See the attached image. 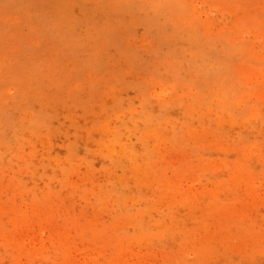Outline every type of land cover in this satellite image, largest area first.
Returning a JSON list of instances; mask_svg holds the SVG:
<instances>
[{
    "label": "rangeland",
    "instance_id": "374dc122",
    "mask_svg": "<svg viewBox=\"0 0 264 264\" xmlns=\"http://www.w3.org/2000/svg\"><path fill=\"white\" fill-rule=\"evenodd\" d=\"M231 100L224 141L264 154V0H0V264H264L263 157L246 163L261 193L247 208L241 179L211 166L240 152L218 145L181 181L204 186L197 201L158 194L195 167L183 122L216 130ZM149 207L170 234L142 235Z\"/></svg>",
    "mask_w": 264,
    "mask_h": 264
},
{
    "label": "bare ground",
    "instance_id": "6f19581e",
    "mask_svg": "<svg viewBox=\"0 0 264 264\" xmlns=\"http://www.w3.org/2000/svg\"><path fill=\"white\" fill-rule=\"evenodd\" d=\"M214 97H215V95H212L211 99H213ZM236 97H237V95H236ZM232 100H234V99H232ZM232 100L229 101V103H228L230 105L229 107L226 108L225 105H223V116L218 119L216 130H215V128L212 127V124H211V128L209 126H207L208 125L207 124V125L204 126V129H203V132H202V130H198L194 126L192 127L190 125V123H188V120H187V122H183V128H182L181 132H177V134H175V135H176V137H177V135L187 136L186 139L188 140V143L189 144L193 143L192 144L193 151L192 152H188V154L193 155L196 158V159L193 160V164L195 165V167L192 169L190 164L187 165L189 167H186L185 163H183L182 166L177 167L178 169L174 170L173 179L171 177L168 179V181L171 183V185L169 183V185L163 186L161 188V191L158 193L159 195H161V196H164L163 194L169 195L174 200H178L177 203H184L185 201H187L189 199H192L194 201L196 199V201H197V198L199 197V193H202L204 186L202 185L201 187L196 188L194 192L189 193L186 190V182L182 184L181 181H182V179H187V178L190 179V178H193V176H198V179L197 178L196 179H197V182H199L200 181L199 178L201 177L202 174L198 173V170H197L198 167H196V166H198L199 163H197V162L199 160H201V162H200V166H201L202 164H205L206 160L207 161L209 160V158H207L206 160L198 159L199 150L202 149L204 146L205 147H209L210 146V147L215 148L214 145H216V146L218 145L219 148L223 149L224 151L228 150V149H231V148L236 149V150H238L240 152L239 153L240 156L238 157V159L236 161H234V164L232 166L230 164H228L227 162L223 161V160H222L223 161L222 163L220 162L218 164L217 159H214L211 162V166H213L215 168H218V165L219 166H223L224 168L228 169L229 174H230L229 177L230 176H232L233 178L238 177L245 184L243 186H246L245 187L246 192H245V194L243 196V200L241 202L242 203L241 207L243 206V207L247 208V205H250V204L253 203V201L255 200L257 195H259V193H260V192L258 193V187L259 186H258V184H256V181H255V179L257 177L256 176L257 174L252 173V171H250V169L247 167L246 163H247L248 159L250 157H253V156L254 157L257 156L259 158H262V157L264 158V154H263V152L261 150V145L258 144L255 141L254 142H249V141H246V139H243L241 137L239 138V141H236V142L231 143V144L226 143L224 141L225 133L222 130L223 124L226 121L227 122L229 121L231 123L237 122V119L234 118L235 115L232 114V112H233V103H232L233 101ZM236 100H237V98L235 99L234 102H236ZM207 101H208V99L205 96V98L203 100H202V97H200L199 98V102L195 101L194 103H195V105L200 104V106H201V105H204V103H205V105H207V103H208ZM211 109L215 110L216 107L213 106V104H212L211 105ZM227 111H228V114H227ZM206 115H207V113L205 112V120H208ZM254 118H256V119L260 118L262 120L263 125H264V115L262 114L261 110L257 114L255 112ZM152 121H153V119L151 120V118H150V120H148V122H149L148 123L149 124L148 128L153 126V125H150V123ZM209 121H210V119H209ZM207 134H209V135L211 134L213 136V138L212 139H206ZM148 136H150L149 133H148ZM117 141H118V139H117ZM115 142H116V138H114V139L110 138L109 139V147H110L111 152H114L116 150ZM207 142H209V144ZM142 143H144V142H142ZM121 146H123V145H121ZM215 149H217V148H215ZM121 150L124 151V147L123 148L120 147L119 151L121 152ZM150 150H153V148L152 147H146L145 154L147 155V153H150L149 152ZM172 151H173V149H172ZM174 151L175 152H172V157L175 156L177 154V152L180 153V154L182 153V155H180L183 158L182 161L183 162H187V163L190 162L191 159H190L189 155L185 154L184 152L177 151V150H174ZM133 152H134V155L137 156V158H139L140 156H144L145 155L144 151H140L139 152L138 150L136 151V149H134ZM129 154H130V150H129ZM187 156H189L188 159H187ZM175 157H177V156H175ZM147 164L151 165L152 164V160L149 159ZM145 167H146L145 164L141 165V163L138 162L137 168H135V169L138 170L137 178H138L139 182H146L145 178H147V179H150V181H149L150 183H153V179H156V181H155L156 182L155 183L156 187L155 188H157V185L159 184V181L162 180V176L161 175H163V174L158 172V171H154L153 172V176H152V175L149 174L150 171L146 170V173L144 172L145 171ZM185 168H187V169H185ZM204 170H202V171H204ZM193 174H195V175H193ZM186 175H187V177H186ZM258 177H260V176H258ZM260 178H257V180H259ZM205 187H207V186H205ZM205 190H206V188H205ZM260 195H261V193H260ZM260 195H259V197H260ZM215 203L218 204V205H222V207L232 208L233 209V208L236 207V203L237 202H232L231 201L228 204H223L222 202H215ZM255 205H254V207H255ZM246 210L242 211V213H241V215L239 217H242V218L245 217V215H247V212H245ZM149 211H150V207L147 208V211H145L143 213H140L141 219H139V221L137 223L138 226H139V229H141V232H143L142 235L144 237H146V238L154 237V236H157L158 238H160L162 235L163 236H167L168 234H170V231H172L170 228L168 230L167 229L166 230L156 229L157 231L155 232L154 229L152 228V226L154 225V224H152V222H144V220L142 219V216L145 215ZM149 221H151V220H149ZM157 222L160 223V220H157ZM175 228H176V226H175ZM246 229H244V230H246ZM147 230H148V233H145ZM180 230H181V233L184 232L187 235L192 233V227L191 226L190 227L186 226L184 224H182ZM173 232L175 233L176 231L174 230ZM186 241H187V243L189 242L188 238H187Z\"/></svg>",
    "mask_w": 264,
    "mask_h": 264
}]
</instances>
